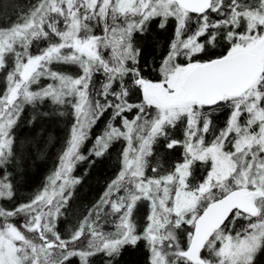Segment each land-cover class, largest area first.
Here are the masks:
<instances>
[{"label":"snow or ice","instance_id":"1","mask_svg":"<svg viewBox=\"0 0 264 264\" xmlns=\"http://www.w3.org/2000/svg\"><path fill=\"white\" fill-rule=\"evenodd\" d=\"M58 121L53 170L18 200ZM117 146L74 215L76 165ZM141 244L145 264H264V0H0V264H118Z\"/></svg>","mask_w":264,"mask_h":264},{"label":"trees","instance_id":"2","mask_svg":"<svg viewBox=\"0 0 264 264\" xmlns=\"http://www.w3.org/2000/svg\"><path fill=\"white\" fill-rule=\"evenodd\" d=\"M30 2H34V0H16V3L24 8V10H27V5ZM13 19H15V16H13ZM29 118L30 112H26L20 129L25 133L30 130L27 125ZM103 126V121H101L99 126L94 130L93 137L100 133ZM45 127L55 137V141L45 150L44 155L36 154L33 159L28 160L24 168L15 170L14 184L18 200L28 199L43 186L46 182V177L51 173L57 162L58 153L64 145L65 137L68 134L66 121L49 122L45 124ZM91 146L92 143L90 141L87 147L90 148ZM118 147L111 149L110 154H106L103 158L91 157L90 159L96 161L94 164H90L89 160H84L76 165L73 175L80 176L82 183L76 186L74 190L75 194L72 200L74 215H79L84 212L86 207H90L99 198L106 182L115 175ZM85 155H87L86 151ZM5 204L6 206H11L6 202ZM95 264H102V258L96 257ZM118 264H145L143 245L141 244L136 249L128 247L119 258Z\"/></svg>","mask_w":264,"mask_h":264},{"label":"rangeland","instance_id":"3","mask_svg":"<svg viewBox=\"0 0 264 264\" xmlns=\"http://www.w3.org/2000/svg\"><path fill=\"white\" fill-rule=\"evenodd\" d=\"M93 158H95V157H93ZM80 177V176H79ZM78 186V185H77Z\"/></svg>","mask_w":264,"mask_h":264}]
</instances>
